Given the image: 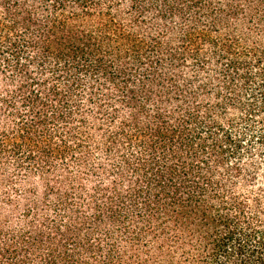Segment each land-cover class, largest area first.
Listing matches in <instances>:
<instances>
[{
	"label": "trees",
	"instance_id": "1",
	"mask_svg": "<svg viewBox=\"0 0 264 264\" xmlns=\"http://www.w3.org/2000/svg\"><path fill=\"white\" fill-rule=\"evenodd\" d=\"M0 264H264V0H0Z\"/></svg>",
	"mask_w": 264,
	"mask_h": 264
}]
</instances>
